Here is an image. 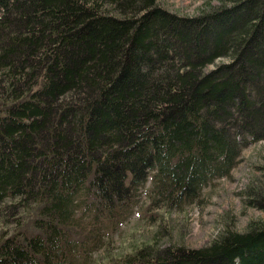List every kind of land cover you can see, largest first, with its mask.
Masks as SVG:
<instances>
[{
	"label": "trees",
	"instance_id": "1",
	"mask_svg": "<svg viewBox=\"0 0 264 264\" xmlns=\"http://www.w3.org/2000/svg\"><path fill=\"white\" fill-rule=\"evenodd\" d=\"M223 2L0 0V264H264V220L160 243L264 140V0ZM148 181L159 229L96 256Z\"/></svg>",
	"mask_w": 264,
	"mask_h": 264
},
{
	"label": "rangeland",
	"instance_id": "2",
	"mask_svg": "<svg viewBox=\"0 0 264 264\" xmlns=\"http://www.w3.org/2000/svg\"><path fill=\"white\" fill-rule=\"evenodd\" d=\"M158 2L170 12L188 17L197 16L204 10L224 3L223 0H158ZM229 58H219L208 69H213L221 62H227ZM253 183L262 186L264 192V140L249 142L244 147L241 160L231 172V176L215 180L205 187L203 200L190 205L186 210L187 215L171 213L172 227L170 232L162 230L161 245L165 247L178 244L199 249L210 245L227 227L242 232L252 220H264L262 206H253L246 202L245 190ZM149 188L148 181L140 189L139 202L133 213L124 222L107 229L102 244H98L93 251L96 256L105 252L109 238H112V244L116 245L115 251L124 249L127 243L139 241V238L151 240L160 227L161 219L155 214L152 216L148 207H144ZM146 223L148 226L145 227Z\"/></svg>",
	"mask_w": 264,
	"mask_h": 264
}]
</instances>
